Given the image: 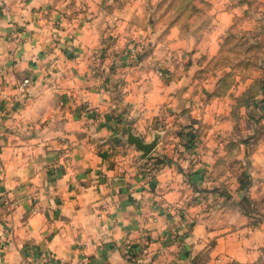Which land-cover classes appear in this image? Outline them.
<instances>
[{
  "label": "crops",
  "instance_id": "1",
  "mask_svg": "<svg viewBox=\"0 0 264 264\" xmlns=\"http://www.w3.org/2000/svg\"><path fill=\"white\" fill-rule=\"evenodd\" d=\"M214 1L135 62L102 40L123 10L0 0V264H264V0ZM238 38L252 74L227 88L210 61Z\"/></svg>",
  "mask_w": 264,
  "mask_h": 264
},
{
  "label": "rangeland",
  "instance_id": "2",
  "mask_svg": "<svg viewBox=\"0 0 264 264\" xmlns=\"http://www.w3.org/2000/svg\"><path fill=\"white\" fill-rule=\"evenodd\" d=\"M92 1L93 3H97L98 7L105 12L123 10V17L113 18V20L107 17L99 19L101 20L99 22L101 26L108 27L107 31L102 34V40L109 43L105 51L110 53V58L112 59L124 57L136 62L152 53L154 49L159 47V44H164L165 42V44H169V41L174 39V37L172 39V36L175 35L170 30V25L174 22L182 23L183 34L181 33V35L185 36L191 34L201 35L197 29H192L193 26L206 25L210 30L216 26L214 11L217 6L214 0ZM71 3L79 9L93 8V10H96V7L90 3V0H71ZM227 45L228 48L224 50V53L210 61L214 66L212 68V75L217 77L219 75L218 69L223 70L224 68L231 67L232 70L227 75L225 86L230 88L234 84L245 85L247 83L246 77L252 74L249 72L248 49L244 48L246 44L242 43V40L238 38L236 42L231 39ZM261 53L263 52L260 51ZM252 69L253 66H251V71ZM258 71H260L259 68ZM256 78V81L251 85V92L253 89H257L259 93L260 91H264V72H258ZM243 116H245L247 123L249 114H243ZM252 131H248L246 126L241 131L243 133L242 138L247 139L252 134L250 133ZM242 180H244L245 184H249L247 176L242 178ZM253 202V199H247L246 204L249 205L248 211H255L261 214L264 211V198L256 201L255 206L252 205Z\"/></svg>",
  "mask_w": 264,
  "mask_h": 264
},
{
  "label": "built area",
  "instance_id": "3",
  "mask_svg": "<svg viewBox=\"0 0 264 264\" xmlns=\"http://www.w3.org/2000/svg\"><path fill=\"white\" fill-rule=\"evenodd\" d=\"M29 84H30V79H25L23 83L21 84L20 89L25 91ZM123 253L128 259H133L136 257V252H135L134 245L131 239H127V241L124 243Z\"/></svg>",
  "mask_w": 264,
  "mask_h": 264
},
{
  "label": "water",
  "instance_id": "4",
  "mask_svg": "<svg viewBox=\"0 0 264 264\" xmlns=\"http://www.w3.org/2000/svg\"><path fill=\"white\" fill-rule=\"evenodd\" d=\"M130 140L132 143L135 144V146L137 148H139L145 155L150 153L155 144H156V141H153L151 143H145L143 142V140L140 138V137H137V136H133L132 134L130 135Z\"/></svg>",
  "mask_w": 264,
  "mask_h": 264
},
{
  "label": "trees",
  "instance_id": "5",
  "mask_svg": "<svg viewBox=\"0 0 264 264\" xmlns=\"http://www.w3.org/2000/svg\"><path fill=\"white\" fill-rule=\"evenodd\" d=\"M242 186L245 187V183H244V180H242Z\"/></svg>",
  "mask_w": 264,
  "mask_h": 264
}]
</instances>
